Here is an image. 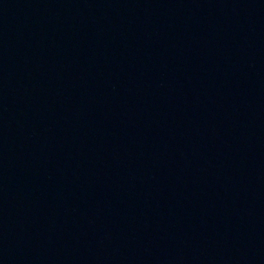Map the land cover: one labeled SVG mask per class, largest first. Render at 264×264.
Listing matches in <instances>:
<instances>
[{"label": "water", "instance_id": "obj_1", "mask_svg": "<svg viewBox=\"0 0 264 264\" xmlns=\"http://www.w3.org/2000/svg\"><path fill=\"white\" fill-rule=\"evenodd\" d=\"M0 264H264V0H0Z\"/></svg>", "mask_w": 264, "mask_h": 264}]
</instances>
